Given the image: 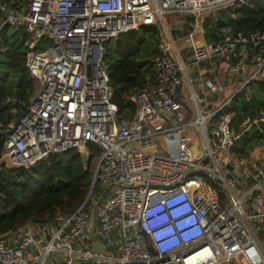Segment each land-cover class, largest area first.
Instances as JSON below:
<instances>
[{"label":"built area","instance_id":"1","mask_svg":"<svg viewBox=\"0 0 264 264\" xmlns=\"http://www.w3.org/2000/svg\"><path fill=\"white\" fill-rule=\"evenodd\" d=\"M245 3L18 0V10L9 13L7 0H0V29L8 24L24 32L25 65L35 79L25 111L0 121V171L29 169L67 150L87 158L94 143L100 149L94 183L101 186L74 213L21 229L16 243L0 239V264H264V162L256 158L248 168H236L230 152L236 138L264 123V110L237 117L241 130L234 134L229 126L235 113L224 112L253 78H264V32L227 30L209 39L215 31L203 26L205 18ZM175 13L191 18L179 47L166 22ZM140 25L160 31L155 79L131 97L135 117L122 119L112 101L105 43ZM219 57L230 76L242 79L211 108L208 100L224 86L200 76L194 86L187 66ZM251 92L247 88L242 97L248 101ZM147 100L170 112L173 124L122 137L118 124L149 114ZM6 102L22 103L16 97ZM216 187L226 192L229 210L220 205ZM249 200L258 209L251 217L245 213Z\"/></svg>","mask_w":264,"mask_h":264},{"label":"trees","instance_id":"2","mask_svg":"<svg viewBox=\"0 0 264 264\" xmlns=\"http://www.w3.org/2000/svg\"><path fill=\"white\" fill-rule=\"evenodd\" d=\"M7 4L9 13L18 10V1L7 0ZM190 20L189 16H181L183 31L172 33L183 36L188 34L191 31ZM204 28L215 31L211 36L206 35L209 39L222 36L225 29L232 32H264V0H246L245 4L229 6L213 17L205 18ZM24 38L23 31L13 30L8 24L0 29V121L8 122L15 116L19 117L35 89V79L25 65ZM147 40L153 41L150 49L141 52ZM159 40L160 31L156 25H140L137 29L122 32L113 43L107 42L106 60L113 90L112 101L122 119L135 117L136 109L131 97L146 89L155 79L152 57ZM213 60L212 68L215 71L222 69L224 76L230 77V87L234 89L232 84L237 75L230 76V66L223 58ZM210 62L204 63L205 66L209 67ZM256 67L251 62L252 72ZM250 86H256L263 98H250L246 101L241 97L238 101L240 106H237L240 115L256 116L260 110H264V78H253L238 95L242 96ZM224 95H229L228 89ZM9 97H16L23 104L6 102ZM260 126L252 125L246 133L234 140L230 152L235 159L246 156L254 144L264 139V123ZM4 138V133L0 132V156ZM88 148L90 154L87 158L77 150H67L51 154L29 169L11 167L0 171V239L9 234H17L26 227H41L57 216L70 215L83 204L90 192L100 193L101 186L97 182L91 189L95 172L91 163L96 158L99 160L100 149L94 143H89ZM102 204L100 200L95 208Z\"/></svg>","mask_w":264,"mask_h":264},{"label":"rangeland","instance_id":"3","mask_svg":"<svg viewBox=\"0 0 264 264\" xmlns=\"http://www.w3.org/2000/svg\"><path fill=\"white\" fill-rule=\"evenodd\" d=\"M17 1L18 0H16V3H17ZM181 16H183V15H181V14H178V13H175V14H169V15H166V22L168 23V25L171 27V29L173 28V25L172 24H174V22L175 21H178V20H180L181 19ZM3 17V12H0V19ZM202 21V20H201ZM204 22V21H203ZM225 31H227V30H225ZM224 31V32H225ZM172 36H173V38L176 40V42H177V46L179 47L182 43H183V37L181 36V35H173L172 34ZM152 42L153 41H151V40H147V42L143 45V48H142V51L141 52H145V51H147V49H150V46H151V44H152ZM107 45V43H105V46ZM106 48H107V46H106ZM112 53H113V51H111V55H112ZM109 59H111V58H109ZM196 67L197 66H194V67H190V66H188V70H189V72H192L193 71V73L192 74H189V72H188V77H189V79L192 81V84L194 85V84H196L195 83V80H194V78H192L190 75H193V76H195V75H197V73L194 71V70H196ZM206 66H205V64L203 65V67H201V68H205ZM192 68V69H191ZM219 70V72H217L218 73V77H217V80L218 81H221L223 84H224V86L225 85H228L227 84V76H224V74H225V72L222 70V69H218ZM234 81L236 82V85L238 86L239 84V82L241 83V77L239 76V75H237L235 78H234ZM186 84H187V81H186V79H184V81L182 82V86L184 87V86H186ZM236 86V87H237ZM250 89H251V98H256V99H261V98H263V96L261 95V93L256 89V86L255 87H253V86H250ZM242 97V96H241ZM239 101V100H238ZM237 100H234V101H232V103L229 105V107L227 108V110L225 111V112H229V113H235V119L232 121V123L230 124V126H229V129H230V131L234 134V133H236L237 131H240L241 129H238L237 128V124H236V118L237 117H239L240 116V113L238 112V108H237V106H238V104H239V106H240V102H238ZM186 103H188V102H186ZM212 103H213V101H212V99H209L208 100V105L211 107V108H214L215 106H211L212 105ZM188 105V104H187ZM217 106V105H216ZM189 107H192V104L191 103H189ZM202 107H203V105H202ZM223 115V114H222ZM221 115V116H222ZM173 124V123H172ZM260 127H262V126H260ZM1 132V131H0ZM256 155H259V156H263L264 157V139H262V140H260V142H258V143H256V144H254V146L251 148V150H249V152L246 154V156H242L240 159H235L234 158V161H233V165H234V167H236V168H238V167H245V168H248L249 167V164H250V162H251V160H252V158L254 157V156H256ZM263 161H264V158L262 159ZM97 161H98V158H96V159H94L93 161H92V163H91V166H92V170L93 171H95V167H96V165H97ZM240 164H241V166H240ZM236 168H235V170H236ZM216 191H217V193H218V195L220 196V205L223 207V208H225L229 203H228V201H229V199H228V197H227V194H226V192H224L221 188H219V187H216ZM91 195H93L92 194V192H91ZM247 204H249L250 206H248V208L245 210V213L248 215V216H253L256 212H258V209H256L255 207V205L249 200L248 201V203ZM226 210H229L230 209V207H226L225 208ZM239 215V214H238ZM253 222H256L255 220H253Z\"/></svg>","mask_w":264,"mask_h":264},{"label":"bare ground","instance_id":"4","mask_svg":"<svg viewBox=\"0 0 264 264\" xmlns=\"http://www.w3.org/2000/svg\"><path fill=\"white\" fill-rule=\"evenodd\" d=\"M145 106L150 108L149 114H147V112L145 114L143 111H141L136 119L127 120L118 124V129L122 137L136 133L138 131H141L142 129L158 127L161 125H172V123L174 122L172 114L164 110L163 108L154 106L152 100H147L145 102ZM160 118L164 120V123L160 124Z\"/></svg>","mask_w":264,"mask_h":264},{"label":"crops","instance_id":"5","mask_svg":"<svg viewBox=\"0 0 264 264\" xmlns=\"http://www.w3.org/2000/svg\"><path fill=\"white\" fill-rule=\"evenodd\" d=\"M205 20V19H204ZM180 24H182L181 23V19L180 20H178V21H175L174 22V24H172L173 25V27L174 26H178V25H180ZM203 26H204V22H203ZM171 28V27H170ZM226 30V29H225ZM224 30V31H225ZM171 31L172 32H175V31H173V29H171ZM173 34V33H172ZM173 35H175V34H173ZM176 36V35H175ZM211 65H213L212 63H210V66L209 67H205V68H201V67H203V66H199V67H196V70H194L196 73H197V75H195V76H193V75H190L192 78H194V80H195V83H196V81H197V79H198V77L200 76V77H202V79H208V80H211V81H213V82H215V83H221L223 86H224V84L221 82V81H218L217 80V77H218V73L217 72H219V71H215L214 70V68H212V66ZM188 66H190V67H194L193 65H191V64H189ZM188 66H187V68H188ZM192 69V68H191ZM250 70H251V68H250ZM188 72H189V70H188ZM193 73V71L192 72H189V74H192ZM241 79H242V77H241ZM227 84L229 85V87H227V85H225L224 86V89H223V91L217 96V97H214V98H210V99H212V101H213V103H212V105L211 106H216L217 104H219L220 102H222V101H224L226 98H227V96H230L232 93H233V91H234V89H236V82H234L233 84H232V88H234V89H231V87H230V83H231V81H230V79H229V77L227 78ZM194 86H196L197 87V84H194ZM229 90V95H224V92H225V90ZM173 121H174V119H173ZM258 159L259 160V162H264L262 159L264 158L263 156L261 157V156H259V155H256V156H254L253 158H252V160H251V164H252V162L255 160V159ZM4 240L7 242V243H9V244H13V243H16V241L18 240V235L17 234H9V235H6L5 237H4ZM34 252L35 251H33V250H31L30 251V253L33 255L34 254Z\"/></svg>","mask_w":264,"mask_h":264},{"label":"water","instance_id":"6","mask_svg":"<svg viewBox=\"0 0 264 264\" xmlns=\"http://www.w3.org/2000/svg\"><path fill=\"white\" fill-rule=\"evenodd\" d=\"M173 31H175V32H182V30H183V26H182V24H180L179 26H174L173 28ZM94 181H93V184H92V187H91V189L93 188V186H94ZM89 196V195H88ZM88 196H87V198H88ZM86 198V199H87Z\"/></svg>","mask_w":264,"mask_h":264}]
</instances>
